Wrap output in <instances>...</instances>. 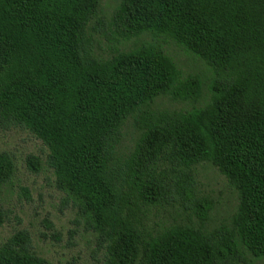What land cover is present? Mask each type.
<instances>
[{"label": "trees", "instance_id": "1", "mask_svg": "<svg viewBox=\"0 0 264 264\" xmlns=\"http://www.w3.org/2000/svg\"><path fill=\"white\" fill-rule=\"evenodd\" d=\"M101 0H0V121L47 147L55 186L104 249V264H239L264 257V0H120L111 25L123 38L165 37L210 70L185 75L149 42L93 53ZM185 109H154L158 97ZM139 135L122 157V129ZM37 167L38 158L29 157ZM206 162L238 196L228 223L207 229L212 208L195 197ZM0 152V191L12 178ZM179 203L194 219L150 224ZM187 204L189 207H187ZM6 211L0 206V226ZM0 264H51L19 229Z\"/></svg>", "mask_w": 264, "mask_h": 264}, {"label": "rangeland", "instance_id": "2", "mask_svg": "<svg viewBox=\"0 0 264 264\" xmlns=\"http://www.w3.org/2000/svg\"><path fill=\"white\" fill-rule=\"evenodd\" d=\"M120 0H101L97 16L92 20L93 53L101 58L109 57L116 50L128 49L142 42L158 44L178 65L185 75L196 74L206 84L211 72L197 57L187 53L165 37L136 36L123 38L111 25L113 14ZM190 104L175 101L166 96L158 97L154 109H185ZM139 135L132 118L122 129L119 149L127 155ZM0 152L13 158L15 170L10 181L0 191V206L6 218L0 226V243L19 229H26L32 239L35 252L51 264H104V249L96 234L78 212V208L57 189L52 169L47 165V147L28 129L20 125L0 121ZM29 157L38 158L36 168L29 165ZM194 190L197 197L207 198L212 208L205 223L212 229L228 223L236 210L238 196L226 177L209 163L195 166ZM187 207L189 205L187 204ZM194 219L193 207L184 210L179 203L153 208L150 224H169ZM239 264H264V257L244 256Z\"/></svg>", "mask_w": 264, "mask_h": 264}]
</instances>
